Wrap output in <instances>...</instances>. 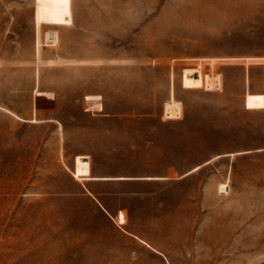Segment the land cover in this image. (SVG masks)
<instances>
[{
  "label": "rangeland",
  "instance_id": "1",
  "mask_svg": "<svg viewBox=\"0 0 264 264\" xmlns=\"http://www.w3.org/2000/svg\"><path fill=\"white\" fill-rule=\"evenodd\" d=\"M0 264H264V0H0Z\"/></svg>",
  "mask_w": 264,
  "mask_h": 264
},
{
  "label": "bare ground",
  "instance_id": "2",
  "mask_svg": "<svg viewBox=\"0 0 264 264\" xmlns=\"http://www.w3.org/2000/svg\"><path fill=\"white\" fill-rule=\"evenodd\" d=\"M75 177H76L77 179H79V178H78L76 175H75ZM82 179H83V178H82ZM220 186H221V187H223V186H224V184H220Z\"/></svg>",
  "mask_w": 264,
  "mask_h": 264
},
{
  "label": "crops",
  "instance_id": "3",
  "mask_svg": "<svg viewBox=\"0 0 264 264\" xmlns=\"http://www.w3.org/2000/svg\"><path fill=\"white\" fill-rule=\"evenodd\" d=\"M97 127V126H96ZM99 127H101V125L99 126ZM90 170H91V168H90ZM92 176V175H91ZM101 177V176H100ZM87 179V178H86ZM96 179V178H95ZM118 211V210H117Z\"/></svg>",
  "mask_w": 264,
  "mask_h": 264
},
{
  "label": "trees",
  "instance_id": "4",
  "mask_svg": "<svg viewBox=\"0 0 264 264\" xmlns=\"http://www.w3.org/2000/svg\"><path fill=\"white\" fill-rule=\"evenodd\" d=\"M39 120L41 121V119H39ZM72 172L76 174V172H74V171H72Z\"/></svg>",
  "mask_w": 264,
  "mask_h": 264
}]
</instances>
